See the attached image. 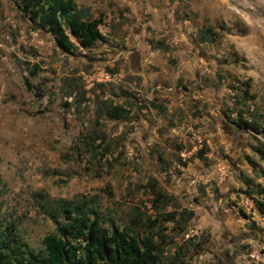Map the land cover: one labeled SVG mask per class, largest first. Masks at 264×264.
<instances>
[{
    "label": "rangeland",
    "instance_id": "obj_1",
    "mask_svg": "<svg viewBox=\"0 0 264 264\" xmlns=\"http://www.w3.org/2000/svg\"><path fill=\"white\" fill-rule=\"evenodd\" d=\"M75 2L100 39L65 52L0 0V223L36 252L79 200L158 264H264V0Z\"/></svg>",
    "mask_w": 264,
    "mask_h": 264
},
{
    "label": "trees",
    "instance_id": "obj_2",
    "mask_svg": "<svg viewBox=\"0 0 264 264\" xmlns=\"http://www.w3.org/2000/svg\"><path fill=\"white\" fill-rule=\"evenodd\" d=\"M21 1L29 19L46 29L65 52L76 47L69 34L83 49L100 39L97 23L75 0ZM125 112L120 106L105 109L111 119H120ZM259 194L262 198L256 201V207L264 215V188ZM84 202L61 198L44 200L41 210L55 231L43 237L42 249L36 252L17 239L11 224L1 222L0 264H158L161 250L155 236L135 235L132 228L120 229L114 222L104 227L98 210ZM175 261L165 264H176Z\"/></svg>",
    "mask_w": 264,
    "mask_h": 264
}]
</instances>
